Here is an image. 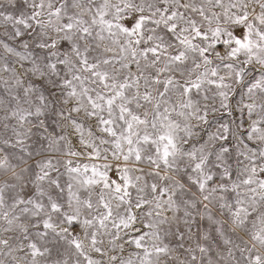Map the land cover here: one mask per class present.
<instances>
[{
  "label": "snow or ice",
  "instance_id": "6c2138e0",
  "mask_svg": "<svg viewBox=\"0 0 264 264\" xmlns=\"http://www.w3.org/2000/svg\"><path fill=\"white\" fill-rule=\"evenodd\" d=\"M0 264H264V0H0Z\"/></svg>",
  "mask_w": 264,
  "mask_h": 264
}]
</instances>
